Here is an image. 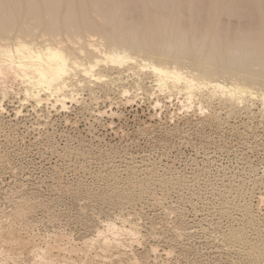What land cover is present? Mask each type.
<instances>
[{
	"label": "rangeland",
	"instance_id": "1",
	"mask_svg": "<svg viewBox=\"0 0 264 264\" xmlns=\"http://www.w3.org/2000/svg\"><path fill=\"white\" fill-rule=\"evenodd\" d=\"M127 80L108 95L79 91L67 109L0 94V228L14 222L21 242L2 236L11 264H32L55 233L69 249L55 255L69 264H120L130 248L150 264H264L261 103L228 118L217 100L201 111ZM24 198L34 210L18 216ZM112 223L140 243L125 236L133 246L102 252L97 239ZM29 237L36 248H21Z\"/></svg>",
	"mask_w": 264,
	"mask_h": 264
},
{
	"label": "bare ground",
	"instance_id": "2",
	"mask_svg": "<svg viewBox=\"0 0 264 264\" xmlns=\"http://www.w3.org/2000/svg\"><path fill=\"white\" fill-rule=\"evenodd\" d=\"M129 78L137 89L148 84L181 95L201 111L217 100L225 117L237 107L249 109L251 102L264 109V0H0L3 98L11 91L22 105L67 109L79 91L97 97L93 89L100 85L108 95ZM218 116L223 118L220 112L213 117ZM29 200L16 202L18 216L28 213L27 205L34 210ZM14 224L0 228V242L10 234L21 244ZM55 234L47 235L32 264H69L55 255L69 250L62 248L64 234ZM136 235L112 223L97 241L104 253L127 250L133 245L124 237L140 243ZM33 240L20 247L36 248ZM251 249L257 256L258 249ZM129 250L117 263L150 264L148 254L143 261ZM12 262H17L12 250L5 255L0 247V264ZM93 264L109 262L101 258Z\"/></svg>",
	"mask_w": 264,
	"mask_h": 264
}]
</instances>
